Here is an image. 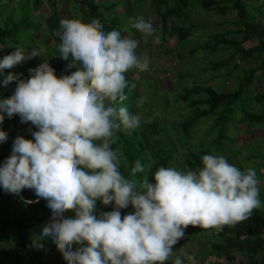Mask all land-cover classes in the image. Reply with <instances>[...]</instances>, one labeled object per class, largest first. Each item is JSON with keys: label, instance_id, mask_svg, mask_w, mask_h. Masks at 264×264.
I'll return each mask as SVG.
<instances>
[{"label": "clouds", "instance_id": "clouds-1", "mask_svg": "<svg viewBox=\"0 0 264 264\" xmlns=\"http://www.w3.org/2000/svg\"><path fill=\"white\" fill-rule=\"evenodd\" d=\"M129 20L145 38L160 41L152 21ZM57 34L58 56L69 61L70 74L58 76L47 59L29 69L27 78L5 73L42 56L39 48L16 47L0 58L3 85L17 82L11 96L0 98V125L6 115H19L38 129L32 139L15 138L0 165V187L15 195L34 190L37 200L29 204L47 201L51 219L39 233V248L48 241L68 264H164L173 256L174 264H185L174 246L190 225L222 230L264 207L256 169L242 170L224 155H203L196 170L160 166L143 180L126 178L114 133L130 134L141 126L142 114L122 102L129 70L147 72L150 62L138 54L137 39L118 28L103 29L99 20L63 18ZM143 103L141 98L138 104ZM7 139L0 127V142ZM144 170L137 160L132 176ZM98 201L112 210L98 214ZM129 205L134 211L122 215ZM66 211L75 215H63ZM187 260L196 264L194 255Z\"/></svg>", "mask_w": 264, "mask_h": 264}, {"label": "trees", "instance_id": "trees-1", "mask_svg": "<svg viewBox=\"0 0 264 264\" xmlns=\"http://www.w3.org/2000/svg\"><path fill=\"white\" fill-rule=\"evenodd\" d=\"M4 1L6 0H0V10ZM72 1V7L75 11V15H72L75 17L74 19L85 22L99 20L103 29L118 28L124 34L128 30L134 39L143 40L141 33L132 27L129 18L140 16L138 10L143 9V7L139 5V2L142 1L146 5V0H136L133 2L135 10L131 7V11L125 12V14H117L116 10L120 2L115 0H103L101 2H97V0H33V6H30V0H28L22 5L20 18L14 21L7 18L4 20L5 27L0 29V58L14 52L16 47L30 51L31 48L28 43H34L33 38L38 32H42L46 41L52 40L58 44V47H55L54 44L45 43L48 52L42 56H45V59L57 70L58 76L70 74L74 69L67 68L69 61L58 56L61 40L57 33L60 31L61 20L70 18L68 15L70 11L67 7H70L69 4ZM45 2L51 10V16L48 18H44L42 12L39 11ZM28 5L29 7H27ZM193 6L197 10L203 8L208 12L218 11V16L225 17L229 12L235 11L238 19L234 25L238 27L237 30L215 31L208 36L210 41L203 44L198 39L192 40V33L197 28L196 24L198 23L196 19L189 20L188 18ZM148 9L158 16L162 24V34L160 35L162 43L158 45V48H165L166 54L170 56L173 54L172 48L167 43L168 37L177 35V44L188 48V53L178 52V58L194 60L191 62V66H198L196 60H198V54L203 51L210 50L212 54H217L218 57L207 66H199L200 69L198 68L197 73L190 69L187 74H179L181 81L177 83L178 87L173 102L182 105L175 110L177 114L183 112L181 110L184 108L187 111L185 116L179 115V122L171 123L170 127H167L163 125L159 116H155L149 120L143 119L141 126L130 134L123 129L114 133L115 143L113 147L118 150L121 157V172L126 178L138 181L153 174L160 166H176L184 170H196L202 166L201 157L205 154L211 153L226 157L227 154L223 152L228 146L235 147L236 145L235 140L230 136L231 126L241 124L240 129L245 137L251 136L254 130L264 129V88L261 89V80L258 76V73L264 74V27L256 19L254 21L249 19L243 1L150 0ZM64 11L67 12L66 15ZM204 14L206 15V13ZM34 17H38L35 22L33 21ZM172 18L175 19L173 23L170 22ZM153 24L158 30V24ZM224 24L223 20L218 22V28L225 26ZM169 25H172L171 30L168 29ZM228 25L231 24L228 23ZM28 39L29 41H27ZM151 39L153 38H148L149 41ZM252 41H255L253 46H245L246 43ZM137 52H142L140 46ZM42 56L27 59L15 65L16 68L13 66L4 71L5 73H16V71L21 73L26 64L38 67L44 62ZM250 61L253 62V67H242V63ZM138 71L134 68L127 73L131 84L126 89L127 99L122 102L133 113H140V106H149L147 103L138 104L141 99V92L140 89L131 87L135 83L146 86L153 80L156 85L153 84V90L148 98L165 95L157 88L158 82H154V79L148 75H139L137 80L132 79L133 74ZM237 71L239 76H237L238 84L235 89L221 91L220 87L227 84ZM204 77H206L205 80H203ZM187 79L192 80L190 86L182 82V80L186 81ZM2 80L3 77L0 76V98L11 96L15 91L17 82L12 81L8 86H4ZM254 86L255 90H252ZM246 94L247 99H245ZM255 106H259L260 109L255 111L253 109ZM152 111L153 106H149V110L142 113L143 118L150 117ZM7 123L17 126L18 123H21L20 116L8 118L6 115L0 127L5 130ZM27 123L32 125L33 131L38 130L31 122ZM201 124L211 126L208 127L209 134L206 136L205 142L200 145L201 147H194L192 146L194 133ZM170 128L174 130L173 133L169 132ZM10 148L11 142L9 140L0 146V165L11 155ZM181 149H185L186 153L182 154ZM233 155L235 154L233 153ZM228 159L233 163L232 156H229ZM247 159L248 161L255 159L260 161L257 174L264 169V150L251 153ZM137 160L145 165V170L136 173L133 177L132 169ZM236 166L242 170L246 169L240 164H236ZM149 179L152 178L149 177ZM31 197L30 189L27 188L21 194L15 195L6 193L0 187V264H68L62 253L52 247L48 241H43L44 247L42 249L37 246L36 241L39 233L50 222L51 215L45 199L40 198L38 203H26L25 200H31ZM2 199L4 201L1 202ZM260 199L264 204V189L260 192ZM36 200L35 195V199L32 201ZM112 207L111 204L105 206L98 201L97 213L111 211ZM132 211L134 209L131 205L127 209L121 210L122 215ZM63 215L74 216L75 213L66 211ZM190 232L189 238L194 240L199 234H206V237L201 239L202 242L209 237H215L216 242L211 246L212 251H208L204 258L196 256L198 260L200 258V264H264V207L254 209L247 219L233 225H225L222 230L192 226ZM183 243L182 240L179 241L174 248L176 255L184 259L186 264L185 254H187V250L186 247H183ZM191 243L194 241L192 240ZM214 259L216 260L214 261ZM174 260L175 256L170 257L164 264H174Z\"/></svg>", "mask_w": 264, "mask_h": 264}, {"label": "rangeland", "instance_id": "rangeland-1", "mask_svg": "<svg viewBox=\"0 0 264 264\" xmlns=\"http://www.w3.org/2000/svg\"><path fill=\"white\" fill-rule=\"evenodd\" d=\"M28 0H6L4 1V3H2L1 5V12H0V29L5 27L4 23L5 18L10 19L11 21H14L15 19L20 18V14L22 11V5ZM103 0H97V2H101ZM113 1V0H111ZM116 2H120L119 6L116 10L117 14H125V12L129 13L131 11V7L134 8L135 10V6L134 3L136 0H115ZM195 1V0H193ZM243 1V5L246 9V11L248 12V17L250 20H257L259 22H261L262 26L264 27V0H241ZM147 4L145 5L144 2L140 1L139 5L143 7V9L138 10L140 13V16L145 17L147 20L152 21L153 23H157L158 25V32L157 35H161L162 34V24L158 18V16L154 13L151 12V10L148 9L149 7V2L150 0H146ZM133 3V4H132ZM73 1L70 2V7H67V9H69V13L68 15L70 16L69 19H74L75 17H72V15H75V11L73 10L74 8L72 7ZM129 5V7H128ZM30 6H33V0H30ZM29 7V5L27 6ZM63 7V5H62ZM192 7V6H191ZM40 12H42V16L44 18H48L51 16V10L49 9V5L47 4V2H45L43 7H40L39 9ZM65 15L67 14V12H65ZM203 13H206V15ZM116 14V15H117ZM147 14V15H146ZM262 16H261V15ZM203 15V16H200ZM148 17V18H147ZM68 18V17H67ZM189 20L192 19H196L198 21L194 22L197 23V28L194 29L193 33H192V40H197L200 41L202 44L205 43L206 41H210V37L208 38V36H210L211 33H214L215 31H220V32H225V30H237L238 27H236L235 22L237 21V13L234 12H229L226 17L225 16H218V11H205L203 8H197L193 6V8L191 9L190 13H189ZM38 17H34L33 21L35 22V20H37ZM188 20V21H189ZM224 21V25L221 28H218V22L220 21ZM170 22H175V19L172 18L170 20ZM231 24V25H228ZM4 24V25H3ZM172 25L168 26V29L171 30ZM44 30V29H42ZM41 31V30H40ZM125 34L133 37V35L130 33V31L127 30V32H125ZM142 39L143 40H139L140 42V50L142 52L138 53L142 59H148L150 62V70L147 72H142V71H138L137 73L133 74L132 79L137 80V78H139L138 76H146L148 75L151 79H154V82H158L157 83V88L159 89V91H162L165 93V97L164 96H157L156 97H152V98H148L149 94L151 93V91L153 90V84L154 86L156 85L155 83H153V80H151V83H147L146 86L142 85V84H137L135 83L134 85H132V88H135L137 90L140 89L141 92V96L140 98H144V103H147V105L149 106H153V111L150 115V117H144L143 119H152L155 116H159L162 119L163 125H166L167 127H170L171 123H177L179 122V115H186V108H184L183 112L178 113L175 111L177 108H180L182 105L179 104H174L173 102V97L175 95L176 89H177V83L181 81V77H179V74L182 73H188V71H194V73H197L200 69V67L203 66H207L209 63H211L212 61H215L218 57V55H214L210 52V50H206L203 51L202 53L198 54V60H196V64L197 65H193L191 66V62H194L189 60L188 58L185 60L179 59L178 58V52H185L188 53V48L187 47H182L180 45L177 44V35L176 36H169L168 37V41L167 43L170 45V48H172V55H168L164 52L165 48H158V45L162 43V41L159 42H154L153 39H151L150 41L148 40V38H145L142 34ZM234 38H237V36H234ZM35 40L34 43L29 42L28 45L31 48L30 51L33 48H39L42 49V54L45 55L48 52V49L46 48L45 43H50V44H54L55 47H58V44L56 42H53L52 40H48L46 41L43 33L42 32H38V34L36 35V37L33 38ZM148 40V41H147ZM29 41V39L27 40ZM26 41V42H27ZM255 41L252 42H248L245 44L246 47H250L254 45ZM141 43H143V45H141ZM31 45V46H30ZM195 45V43H194ZM33 59V58H32ZM42 59L45 60V56H42ZM35 60V58H34ZM242 67H253V62L250 61L248 63H242ZM200 66V67H199ZM16 68V66L14 67ZM34 68L33 65H28L26 64L25 69L21 70V73L19 71H16V73L18 75H22V78H27L29 76V69ZM198 70V71H197ZM237 76H239L238 71L235 73V75L231 78V80H229L227 82V84H224L223 86L220 87L221 91H232L233 89H235V87L238 84V78ZM258 76L261 80V85L262 88H264V74L262 73H258ZM206 77L203 78V80H205ZM182 82L184 84H186L187 86H190L192 84V80L187 79L186 81L182 80ZM218 88V87H217ZM10 89H12V87L10 86ZM252 90H255V86L254 88H252ZM250 94V93H249ZM247 94L245 95V99H247ZM143 103V105H144ZM141 105V104H140ZM160 105H162L163 107H161ZM149 106L143 107L140 106L139 112L145 113L149 110ZM160 106V108H158ZM255 111H258L260 109L259 106H255L253 108ZM143 116V115H142ZM241 125V124H240ZM240 125H236V126H231L230 127V136L232 139L235 140V147L228 146V148L223 152L225 154H227L226 157L229 158V156H232V161L233 164H240L242 166H244L246 169L251 167V168H255L256 171L258 169V165L260 164V161L255 159V160H249L248 161V156L251 153L254 152H261L264 150V129L263 130H254L253 133L251 134V136H246L242 133L241 131V127ZM9 127V128H8ZM208 127L211 126H206L204 124H201L194 133V142L192 144V146L194 147H201L200 145L202 143L205 142L206 136H208L209 131H208ZM236 127V128H235ZM6 132H8V139L11 142V148H10V153H12V145L13 142L15 140V138L18 135H24L26 138L28 139H32V132H33V127L31 124L29 123H18L17 126H12L10 123H7V127H6ZM8 130V131H7ZM171 133L174 132L173 129H169ZM171 135V134H170ZM174 135V134H173ZM172 135V136H173ZM237 135V136H235ZM234 136V137H233ZM3 142H0V146H2ZM182 154L186 153L185 149H181ZM233 153L235 155H233ZM255 165H253V164ZM258 177L260 180V192H262V190L264 189V169L260 170V172L258 173ZM30 194H31V200L35 199V192L34 190L30 189ZM4 201V199L1 200V202ZM28 200H25V202ZM192 231V226L190 225L187 229V234L185 236V238L181 239L184 243L182 244L183 247H186L187 250V254L186 255V264H191V261L187 260V256L188 255H194L195 258L198 255L199 257L204 258L205 254H208V251H212L211 250V246L215 241V237H209L206 240H204L202 242V238L206 237V234L204 235V233H201L198 235V237L196 238V240H194L193 238H189V235L191 234ZM187 238H189V240L187 241ZM180 240V241H181ZM192 240L194 241V243H191ZM242 258V257H240ZM216 259H214L215 261ZM213 261V260H211ZM200 258L199 260L196 258V264H200ZM209 264V263H208Z\"/></svg>", "mask_w": 264, "mask_h": 264}]
</instances>
